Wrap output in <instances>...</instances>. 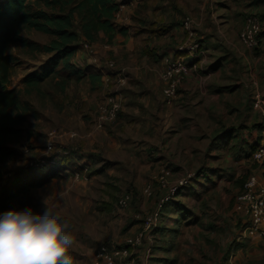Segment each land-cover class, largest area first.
<instances>
[{"label": "rangeland", "instance_id": "1", "mask_svg": "<svg viewBox=\"0 0 264 264\" xmlns=\"http://www.w3.org/2000/svg\"><path fill=\"white\" fill-rule=\"evenodd\" d=\"M24 35L40 44L51 40L37 32ZM15 52L24 65L16 69V76L39 69L49 58L30 56L18 47ZM22 80L16 77L10 89H21ZM108 81L92 95L87 82L72 84L61 110L49 97L28 98L39 118H27L24 139L15 146L17 156L1 163L0 171L5 182L16 175L48 181L31 191V200L19 199L11 209L32 207L42 212L45 198L57 205L75 236L70 252L75 264H94L102 247L129 248L132 264H225L232 253L235 264H264V241L245 236L246 218L236 209L250 175L264 183V164L252 159L253 150L238 156V145L222 146L217 137L212 139L220 132L218 126L203 129L197 121L195 127L180 129L183 134L172 142V151H180L176 161L167 153L159 156L160 127L152 104L159 101H149L146 90L131 80L120 86L115 75ZM87 94L86 103L95 101L92 112L81 100ZM108 94L121 96L122 111L115 122L95 129L96 102ZM242 100L251 106L246 96ZM206 130L210 155H201L206 144L200 136ZM263 130L260 124L257 139H262ZM192 149L197 153L191 154ZM164 171L171 172L166 179ZM181 182L185 186L163 204ZM126 194L130 204L121 207L119 199Z\"/></svg>", "mask_w": 264, "mask_h": 264}, {"label": "crops", "instance_id": "2", "mask_svg": "<svg viewBox=\"0 0 264 264\" xmlns=\"http://www.w3.org/2000/svg\"><path fill=\"white\" fill-rule=\"evenodd\" d=\"M117 2L120 10L114 23L124 33L117 32L110 42L104 35L92 44L81 41L74 62L81 69L93 66L102 72L106 70L111 79L124 75L135 87L146 90L149 101L151 98L159 101H152L155 120L160 127L156 145L159 156L167 153L169 160L176 161L180 151H172V142L183 134L180 129L195 127L197 121L203 129L218 126L220 132L212 139L217 137L216 142H223L222 146L238 145V156H246L250 148L254 150L257 146L254 144L261 141L255 130L260 124L264 125V118L252 104L250 107L243 104L242 98L246 96L248 102L252 101L254 90L264 97V41L254 50L247 49L239 42V31L247 17H264V0ZM186 18H191L190 32L183 27ZM187 42H198L203 50L196 61L197 68L180 84L173 103L168 104L163 97L162 73L169 60L181 56L177 47ZM16 48L12 52L19 57ZM112 62L114 66L110 65ZM20 69L19 66L17 70ZM31 71L26 69L23 74H15L12 86L16 77L24 78ZM110 77L103 72V88L107 87ZM83 82H87L89 94L93 93L90 80L84 79L79 84ZM88 96L84 95L81 100L92 112L95 101L86 103ZM227 137L230 140L219 139ZM200 138L206 144L201 155H210L209 131L202 132ZM194 153L197 150L192 149L191 154ZM2 182L0 193L6 183L3 179Z\"/></svg>", "mask_w": 264, "mask_h": 264}, {"label": "trees", "instance_id": "3", "mask_svg": "<svg viewBox=\"0 0 264 264\" xmlns=\"http://www.w3.org/2000/svg\"><path fill=\"white\" fill-rule=\"evenodd\" d=\"M120 10L117 0H4L0 2V164L14 159L24 139L23 125L39 113L28 98H51L61 110L72 84L89 79L92 90L102 89V70L79 68L74 58L80 42L92 44L104 35L110 42L124 33L114 23ZM37 32L51 38L40 44L24 34ZM15 47L28 55H48L39 68L25 75L21 89H10L22 60L13 54ZM50 87V91L45 90ZM97 88V89H96ZM262 131V130H261ZM3 173L0 171V180ZM47 178L10 177L0 193V213L11 210L19 199L31 200V191L43 187Z\"/></svg>", "mask_w": 264, "mask_h": 264}, {"label": "built area", "instance_id": "4", "mask_svg": "<svg viewBox=\"0 0 264 264\" xmlns=\"http://www.w3.org/2000/svg\"><path fill=\"white\" fill-rule=\"evenodd\" d=\"M183 27L187 31L190 29L189 18H186ZM192 35V34H191ZM240 43L247 49L254 50L264 41V17L249 16L239 34ZM179 56L169 60L162 73L164 84L163 96L168 104L173 103L178 95L180 84L194 71L201 56V44L198 42H187L181 44L176 49ZM113 66V62L110 63ZM120 86L127 83V78L122 75L118 77ZM252 107L264 118V97L258 90H254ZM122 101L118 94H108L102 98L96 109L94 125L101 128L103 125L115 122L122 111ZM72 136H74L72 134ZM252 159L258 164H264V130L260 144L252 152ZM171 175L170 171H164V178ZM185 183L181 182L175 186L170 194L163 200V204L172 200L177 191ZM131 198L128 194L119 199L121 207H127ZM237 211L242 214L245 220V236L253 241H264V183L255 175H250L244 185L242 192L237 197ZM234 254H230L225 264H235ZM94 264H132L130 249L125 247H102L94 258Z\"/></svg>", "mask_w": 264, "mask_h": 264}, {"label": "clouds", "instance_id": "5", "mask_svg": "<svg viewBox=\"0 0 264 264\" xmlns=\"http://www.w3.org/2000/svg\"><path fill=\"white\" fill-rule=\"evenodd\" d=\"M32 207L0 213V264H75L71 225L58 206L43 201Z\"/></svg>", "mask_w": 264, "mask_h": 264}]
</instances>
